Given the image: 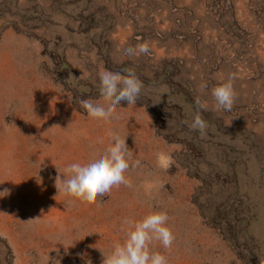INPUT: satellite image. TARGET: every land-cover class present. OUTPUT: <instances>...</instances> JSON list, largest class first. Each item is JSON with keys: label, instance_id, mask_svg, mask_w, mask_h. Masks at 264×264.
Returning <instances> with one entry per match:
<instances>
[{"label": "rangeland", "instance_id": "1", "mask_svg": "<svg viewBox=\"0 0 264 264\" xmlns=\"http://www.w3.org/2000/svg\"><path fill=\"white\" fill-rule=\"evenodd\" d=\"M144 42L149 55L123 52ZM121 68L144 85L136 104L89 117L80 101L103 102L99 74ZM230 76L232 109L217 110ZM110 132L140 161L131 187L58 194L57 176ZM4 190L0 264H104L125 219L160 211L175 239L150 247L168 264H264V0H0Z\"/></svg>", "mask_w": 264, "mask_h": 264}, {"label": "clouds", "instance_id": "2", "mask_svg": "<svg viewBox=\"0 0 264 264\" xmlns=\"http://www.w3.org/2000/svg\"><path fill=\"white\" fill-rule=\"evenodd\" d=\"M123 52L129 56L149 55L150 48L147 42L138 43L135 47H125ZM229 77L226 82L212 89L217 110L231 111L234 101V89ZM100 95L103 102L91 100L80 101L81 107L91 118L104 119L112 110L126 101L128 105H135L140 97L143 83L136 77L131 69H118L116 71L104 70L99 74ZM206 87V85L201 86ZM167 93L165 90L162 94ZM198 108H205L197 100ZM190 128L205 134L206 122L199 114L193 117ZM111 141L106 150L96 151L73 163L64 169L65 175L57 176L55 187L58 194H63L69 200L72 197L92 200L95 197L109 193L113 186L124 184L131 187V182L124 175L131 167L140 166V161L135 160L131 165L132 154L126 144V138H121L118 133H109ZM158 164L167 169L170 158L167 155L158 156ZM0 193H7L4 190ZM169 217L166 212H151L141 220L125 219L127 226L126 239L123 243H116L108 255H104V264H168L165 255L153 251L150 247L153 241H159L165 249H170L175 239L171 229L167 226Z\"/></svg>", "mask_w": 264, "mask_h": 264}]
</instances>
